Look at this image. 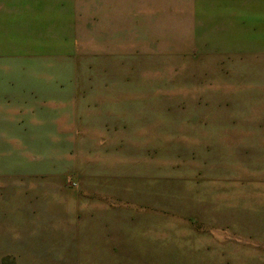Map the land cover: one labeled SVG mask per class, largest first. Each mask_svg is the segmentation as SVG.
Returning <instances> with one entry per match:
<instances>
[{
  "label": "rangeland",
  "instance_id": "rangeland-1",
  "mask_svg": "<svg viewBox=\"0 0 264 264\" xmlns=\"http://www.w3.org/2000/svg\"><path fill=\"white\" fill-rule=\"evenodd\" d=\"M0 264H264V0H0Z\"/></svg>",
  "mask_w": 264,
  "mask_h": 264
}]
</instances>
